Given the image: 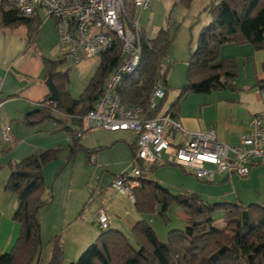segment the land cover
Masks as SVG:
<instances>
[{"label":"trees","instance_id":"1","mask_svg":"<svg viewBox=\"0 0 264 264\" xmlns=\"http://www.w3.org/2000/svg\"><path fill=\"white\" fill-rule=\"evenodd\" d=\"M188 3L190 0H182ZM211 23L203 27L194 49L187 59L185 82L178 90L176 100L166 114L176 117L180 100L191 94H209L214 91H237L235 81L238 66L233 58H221L219 49L230 43H247L255 51H264V0H221L208 9ZM135 9L131 0H126L122 17L131 19ZM32 18H26L16 10L7 9L4 0L0 3V26L16 28L29 26ZM29 29V28H28ZM140 62L135 72L125 78L119 99L123 104L141 108L144 118H153L162 110L164 99L149 110V99L154 83L165 80L162 70L170 41L167 32L159 30L152 39L139 32ZM120 57V44L116 42L108 52L100 55L98 65L79 98L73 99L67 91L68 71H59L65 57L57 60L43 59L46 79L51 76L58 98L49 102V96L40 108L25 116L28 128L46 122L57 124L56 132L64 131L72 136L68 161L75 152L82 151L77 130H72L55 115L79 127L102 92L104 82ZM264 68V64H263ZM165 83V81H164ZM253 88L264 93V80H257ZM85 151L86 155L97 150ZM134 152V150H133ZM58 149L34 153L20 162L9 164V175L4 191L16 197L17 209L13 220L19 225V235L9 253L0 254V264H32L41 250L38 211L51 199H43V168L58 158ZM89 158V157H88ZM157 165L142 168L133 189V205L137 213L165 217L171 206L178 207L186 216L183 230H171L161 241L145 221L133 227L131 240L117 230L108 228L99 235L78 257L68 264H264V203L238 205L236 202L209 203L199 195L182 193L174 195L157 182L146 177ZM247 212V222H242V212ZM222 213L225 225L213 226V214ZM48 264H64L63 252L58 239L53 238Z\"/></svg>","mask_w":264,"mask_h":264},{"label":"crops","instance_id":"2","mask_svg":"<svg viewBox=\"0 0 264 264\" xmlns=\"http://www.w3.org/2000/svg\"><path fill=\"white\" fill-rule=\"evenodd\" d=\"M2 1L0 0V3ZM29 18H32L29 26L23 25L16 28H2L0 26V80L2 82L1 96L3 99V105L0 108V129L6 123L11 125V142L9 144H12V147L15 146L16 149L20 145L21 140H26L29 137L28 135L41 132L48 134L50 131L56 132L57 130L55 122H46L35 128H28L25 124L26 114L39 109L40 104L47 96H50L49 90L45 85L47 75L43 59L49 58V60L53 61L59 59L55 58L57 53H54V49H61L53 20L46 19L42 11H38ZM42 45L49 46L50 50L43 51L41 49ZM219 55L221 58L236 59L238 68L239 64L241 66L239 73L243 72L245 78H248L247 84H239L240 82L236 81L237 91L222 90L209 94L188 95L178 103L176 117L182 127L188 131H203L210 126H214L218 140L224 145L231 147L237 145L240 138L248 132L254 116L260 115L264 118V94L260 93L257 88H253L257 80H264V70L262 69L264 51H255L247 43H230L220 47ZM50 56H54L53 58L55 59ZM163 61H168L167 56L163 58ZM59 71H61L60 68ZM178 81L171 80L168 84L163 83L166 90L164 98L165 109L163 106L160 113H165L176 100L178 90L185 82L184 79L180 82ZM55 117L66 126L70 127V125H73L77 127L78 133L79 126L75 122L66 121L59 115H55ZM99 131L102 130L90 131L83 134L80 138V141H82L80 145L83 150L97 151L89 155H86L83 150L82 152H84L87 161L93 156L95 164L100 163V166L103 165L104 171L113 172V177L108 178L105 175L100 177L99 188L96 187L93 192V194L97 193L96 199H94L88 210L85 208L79 216L78 211L81 207V201H73L71 204L67 203L66 211L64 212L65 220L70 219V226L77 223V221H81L83 228L79 227L75 231L78 232L80 237L83 236L84 238L83 240H78L76 246L69 253L71 254L70 257L68 254L64 255L67 260L80 256L85 248L90 245L88 242H92L95 235L92 236L94 228H92L93 226L91 227V223L95 224L99 210H104L106 213L109 229L117 230L129 239H132L131 231L139 221L148 223L161 241L166 239L169 231L175 230L166 227L164 232L158 233L151 223L155 215L148 216L137 213L134 209L133 201L111 187L113 179L129 169L128 166H130L136 135L133 132L107 133L106 131L103 133L107 136L108 141L101 142L97 139ZM88 137H94V145L88 146L85 144L83 140ZM63 138L62 140H65L63 146L70 147L69 139L67 137ZM120 138L128 140V149L125 147L118 148L117 146L112 150L114 159L111 163L100 161L103 153L97 154V152H100L102 147H107L111 142V147H113L119 142ZM9 144H5L0 140V153L4 152L3 147ZM32 150L33 147L29 151L25 150L24 154H30ZM16 162L13 161V163ZM66 162L70 163L68 159ZM156 167H161L163 171L171 168L172 170H168V173H175L182 181L183 188H187L183 189V192L199 195L209 203L212 200H226L232 196L238 205L244 206L242 190L240 191V189L245 188L253 192L257 190V186L260 188V183L264 182V166H255L250 171V174L242 179L237 177L227 179L225 176L216 175L212 182L199 181L190 171L181 170L172 165L160 164ZM7 178L8 175H5L4 181L0 182V254H6L13 247L19 234V225L13 220V214L17 209V201L12 204L11 200H8L7 205L4 193L1 191L2 184L4 187ZM185 185L188 187H184ZM231 187H235L232 195ZM246 195L249 196V194ZM43 199L47 200V198ZM51 200H48L44 206L50 203ZM179 212L180 221L186 227V216L181 210ZM74 216H77L76 219ZM86 245L87 247H85ZM39 256L40 252L36 259L37 261Z\"/></svg>","mask_w":264,"mask_h":264},{"label":"built area","instance_id":"3","mask_svg":"<svg viewBox=\"0 0 264 264\" xmlns=\"http://www.w3.org/2000/svg\"><path fill=\"white\" fill-rule=\"evenodd\" d=\"M135 14L122 17L126 0H4L13 9L29 18L38 11L55 23L59 44L65 48L72 66L97 59L120 44V57L104 82L98 99L81 119L77 136L101 129L107 132H133L134 152L128 171L117 176L111 187L133 201L142 168L172 165L190 171L203 182H212L216 175L245 178L255 166H264V118L254 116L248 132L235 146H226L217 138L216 128L203 131L184 129L177 117L159 113L144 118L141 108L123 104L118 96L125 78L132 75L140 62V13L150 8L154 0H131ZM168 1V0H164ZM136 11L138 13H136ZM126 19V22H124ZM66 58V57H65ZM0 80V108L3 105ZM166 90L158 79L151 90L149 110H154L165 98ZM0 140L11 142V125L0 129ZM94 162L92 156L89 159ZM95 225L99 231L108 228L104 210H99Z\"/></svg>","mask_w":264,"mask_h":264},{"label":"rangeland","instance_id":"4","mask_svg":"<svg viewBox=\"0 0 264 264\" xmlns=\"http://www.w3.org/2000/svg\"><path fill=\"white\" fill-rule=\"evenodd\" d=\"M220 1L221 0H190L188 3H185L182 0H154L152 1L148 10L142 11L140 13L139 17L141 29L145 32L147 38H154L157 32L163 29L167 32L170 41L169 49L166 54L168 61H163L162 63V70L167 69L165 80H162L163 83L165 81V83L168 84V82L171 80H179L178 82H180L184 79L185 81L189 51L190 49L195 48V44L201 29L211 23L208 9ZM136 13L138 12L136 11ZM124 22H126V19H124ZM60 47L61 49H54V53H57L55 58L57 57L62 59L63 57H66V60L60 65L59 68L62 72L68 71V83L66 86L67 91L70 93L73 99H77L94 74L98 65V59H91L77 66H72L69 57L65 54V48H63L61 45ZM41 49L43 51H49L50 47L42 45ZM50 57L55 59L53 58L54 56ZM233 59L237 64L236 59ZM239 68L241 69L240 64ZM239 68L236 81H239V84H247L248 78H245L243 72L239 73ZM262 69L264 70L263 66ZM163 106L165 109L164 103ZM70 128H72V130H77V127L73 125H70ZM103 132L106 131H99L97 139H99L101 142L108 141L106 138L107 136L104 135ZM34 135H28L29 137H27L26 140L22 139L17 149L15 146L12 147V144L3 147L4 152L0 153V182L4 181L3 179L5 178V175H9L8 166L11 163L13 164V161L18 162L21 159L30 156L32 152L39 153L51 149L59 150L58 158L43 168V198H47L48 200L51 196L52 200L50 199L51 202L42 207L37 213V219L40 226L41 250L39 260H36L34 264H48L52 250V244L50 241L55 237L58 239L61 245L64 264L75 262L79 255L75 256L74 259L71 258L70 260H67L64 255L68 254L70 257L71 254L69 253L76 246L78 240L84 239L83 236L80 237L78 232L75 231L79 227L83 228V225L81 221H77V223H74L70 226V219L65 220L64 212L66 211L67 203L71 204L73 201H81V207L79 208L78 216L85 208L88 210V208L94 202V199H96L97 193L93 194V192L96 190V187L99 188L100 184L98 183L100 177L105 175L108 178H112L113 172L104 171L103 165L100 166V163L95 164V161H87L86 156L82 151L75 152L73 158L68 161L70 163H67L66 161L70 153V147L63 146V142H65V140H62V137H67L69 139L70 145L73 143V140L72 136L64 131H50L48 134L41 132ZM125 139L126 138H120L119 142H117L113 147H111L112 142L107 147H102L101 151L97 152V154L103 153L100 161L111 163V161L114 159L112 156V150L117 146L118 148L125 147L128 149V140ZM83 141L88 146L94 145L95 143L94 137H88ZM80 142L82 143V141ZM32 147L33 150L30 152V154H24L25 150L29 151ZM128 168H130V166H128ZM168 170L172 169L170 168L166 171H163L161 167H156L152 172H147L146 177L150 180L156 181L161 187L169 190L174 195L185 193L183 191L187 188H183L180 178L177 177V175L173 172L168 173ZM177 170L179 172L178 168ZM184 187L188 186L185 185ZM233 188L235 187H231L230 190L232 192L231 195L233 194ZM256 189L257 190H254L253 192L248 191L245 188L240 189V191L242 190V193H240L243 197L242 202L244 203V206L249 204L264 203V182L260 183V188L257 186ZM1 191L4 193V198L7 205L8 200H11L12 204L15 203V195L5 192L3 189V184ZM245 193L249 194V196ZM234 200L235 198L233 199L231 196L229 199L212 200L210 203H234ZM179 210L180 209L178 207L171 206L165 217L155 215L151 222L154 229L158 233L161 231L164 232L166 227L175 230H183L185 226L180 221L181 218H179ZM212 218L214 220L213 226L215 228L219 229L225 225V220L222 213H215L213 214ZM91 227L94 228V233L92 236H95H93L94 238L92 242H88L90 244L94 242L98 236V233H100L95 224L91 223ZM130 240L132 245H134L132 242L133 239L130 238ZM87 245L85 247H87ZM10 250L6 253H9Z\"/></svg>","mask_w":264,"mask_h":264},{"label":"water","instance_id":"5","mask_svg":"<svg viewBox=\"0 0 264 264\" xmlns=\"http://www.w3.org/2000/svg\"><path fill=\"white\" fill-rule=\"evenodd\" d=\"M45 85L49 90L50 96H49V102L54 103L57 101L58 98V93L57 90L52 82L51 76H48L46 81H45ZM242 222L245 225L247 222V212L244 211L242 212Z\"/></svg>","mask_w":264,"mask_h":264}]
</instances>
